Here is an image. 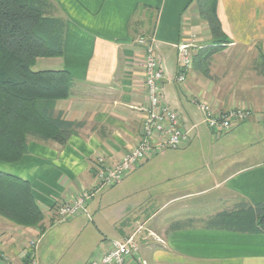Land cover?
<instances>
[{
  "label": "crops",
  "instance_id": "obj_1",
  "mask_svg": "<svg viewBox=\"0 0 264 264\" xmlns=\"http://www.w3.org/2000/svg\"><path fill=\"white\" fill-rule=\"evenodd\" d=\"M50 1L66 23L63 54L37 59L33 67L36 71L69 73L73 81L70 95L55 102L54 114L81 126L62 147L29 140L19 162L0 163L1 172L29 182L43 214L42 228L58 222V207L72 203L84 191L93 192L86 201V213L66 222L71 228L86 231L91 229L89 221L98 226L108 224L114 230L108 236L133 237L146 264H264V234L206 229L202 223L237 202H264V161L236 168L238 153L225 155L216 148L199 149L197 163L183 159L188 157L191 141L198 137L196 129L203 123L199 102L217 112L247 108L250 115L227 133L251 132L264 139V82L252 71V63L219 65L215 71L218 53L210 66L211 79L190 67L184 81H176L180 72L178 46L192 45L191 50H195L210 39L192 0ZM150 12L157 13L155 31L150 27ZM216 13L231 42L222 53L235 52V62L244 54L255 61L257 47L264 53V0H217ZM140 37L159 61L163 74L161 101L178 115L187 142L177 149L151 150L121 182L106 187L125 193L108 195L106 188L94 191L99 160L109 165L119 162L141 138L142 110L147 100L146 46L136 42ZM247 79L251 81L247 83ZM245 94H253L254 99H246ZM142 190L146 193L144 201L138 196ZM214 198L222 201L221 209L206 213L202 209L200 215L189 210L184 213L183 209L164 214L173 206L189 207L193 201L211 202ZM142 204L154 206L144 221L137 217ZM187 219L194 221L191 227L169 230L172 223ZM122 221L126 225L117 230L116 224ZM41 231L16 226L0 217V259L5 264H37L32 251ZM95 233L96 243L80 264L101 256L110 241H117Z\"/></svg>",
  "mask_w": 264,
  "mask_h": 264
},
{
  "label": "trees",
  "instance_id": "obj_2",
  "mask_svg": "<svg viewBox=\"0 0 264 264\" xmlns=\"http://www.w3.org/2000/svg\"><path fill=\"white\" fill-rule=\"evenodd\" d=\"M210 39L191 54V69L211 79L213 56L231 43L216 13L217 0H192ZM66 23L50 0H0V163L14 164L26 154L29 140L64 146L81 123L54 114L73 81L65 70H33L37 59L61 57ZM253 69L264 77V53L257 47ZM231 131V130H230ZM227 133V132H226ZM59 208V207H58ZM57 208V209H58ZM0 217L10 223L43 229V214L28 181L0 171ZM206 229L264 234V202L240 201L202 221ZM177 221L169 230L191 227Z\"/></svg>",
  "mask_w": 264,
  "mask_h": 264
},
{
  "label": "built area",
  "instance_id": "obj_3",
  "mask_svg": "<svg viewBox=\"0 0 264 264\" xmlns=\"http://www.w3.org/2000/svg\"><path fill=\"white\" fill-rule=\"evenodd\" d=\"M145 48L144 87L147 105L142 110L141 138L136 148L127 151L121 160L109 165L99 160L96 168V186L94 191L112 187L133 169H135L153 149H177L187 142V132L181 127L178 115L161 101V81L163 79L159 61L153 50L140 37L136 41ZM192 45L178 46L180 72L176 81H184V73L191 67ZM202 113V122L215 133H226L233 129L235 123L244 121L250 115L247 108H235L225 112L214 111L204 102L197 103ZM92 193L82 192L72 203L60 206L56 211L58 222H66L81 213H86V201ZM34 244V243H32ZM35 264L34 262H30ZM87 264H146L138 254L133 237L120 241H110L105 252L91 259Z\"/></svg>",
  "mask_w": 264,
  "mask_h": 264
},
{
  "label": "rangeland",
  "instance_id": "obj_4",
  "mask_svg": "<svg viewBox=\"0 0 264 264\" xmlns=\"http://www.w3.org/2000/svg\"><path fill=\"white\" fill-rule=\"evenodd\" d=\"M153 15V16H152ZM150 16H152V31H155V25L157 21V13L154 12L152 14L150 12ZM151 24V23H150ZM223 52V51H222ZM220 52L219 55L215 56V66L214 70L216 71L217 68H219V65L227 67L229 63H239L241 65V61H244L245 63H248L246 65H254L255 61H251L249 57L246 58V54H244L243 57H240V59L235 62L233 61L232 57L235 52L232 53H222ZM239 65L235 66L237 68ZM33 70H37L33 67ZM253 72L256 73V71L253 69ZM257 74V73H256ZM263 77V76H262ZM238 78H235V82H238ZM243 79V77L241 78ZM253 79V78H252ZM245 80V79H244ZM262 82H264V77L262 79ZM230 81V79L226 80L225 82ZM251 80L247 79V83ZM254 95H258V93H254ZM252 96V99H254L253 94L248 95L245 94L243 97L248 99ZM244 108V107H243ZM237 109V108H236ZM198 131V137H195L192 139L191 144L189 148H191V151L187 158V163H197L196 161L199 160L200 155L198 150L199 149H221V151H224L225 155L234 154L236 156V153H238L239 157L236 159V162H239L236 164L237 167H242L244 165L253 164L256 162H262L264 161V139L259 140V137H257V134L246 132L240 135L239 133L235 135V133H227V134H213L212 131L204 124L202 123L200 127H197L196 129ZM247 130V129H246ZM192 135V133H191ZM190 150V149H188ZM170 151V150H166ZM188 154V153H187ZM186 154V155H187ZM243 155V156H241ZM228 158V157H227ZM144 162L143 164H145ZM155 165L158 163H154ZM161 164V163H160ZM118 189V188H117ZM105 193L108 195L116 194V196H120L121 193H125L124 191L116 189L111 190L109 188H106ZM145 190H142L141 193H139V199L142 201L145 200L146 193H144ZM114 192V193H113ZM112 193V194H111ZM98 197L100 195H97ZM96 196V198H98ZM222 201L217 200L214 198L213 200L207 201V200H200V202L193 201L192 204L188 207H182V205L173 206L172 209L169 211H166L164 214L171 215L174 213V211H181L184 210V213H186V210L194 211L197 215H200L199 213L202 211L206 213L207 211H211L213 208L221 209L222 208ZM206 207V210L204 209ZM185 208V209H184ZM154 209V206L152 205H144L142 204L139 212H137V217H139L140 221H144L147 215L151 213V211ZM135 213V212H134ZM202 213V212H201ZM92 215L91 217H93ZM56 221V220H55ZM90 228L89 230H80V228H71L69 226L68 222H53L52 224L45 225L43 228V231H41V236L39 240L37 241L35 245L34 251H32L34 254L37 255V264H80L83 258L88 254L90 249L95 245L97 235L95 232H99L98 234H103L109 239H112L114 236H108L113 233L114 230H112V227H110L108 224H100L98 226L95 223H92V221H89ZM126 225L125 221H122L119 224H116L115 228L118 230ZM91 230V231H90ZM89 232H92L93 235H90ZM125 233V232H124ZM115 240L120 241L123 238L120 237H114ZM0 264H5L3 260L0 259Z\"/></svg>",
  "mask_w": 264,
  "mask_h": 264
}]
</instances>
